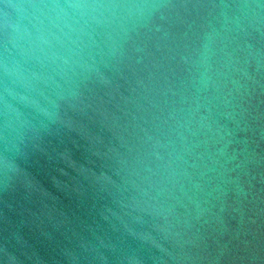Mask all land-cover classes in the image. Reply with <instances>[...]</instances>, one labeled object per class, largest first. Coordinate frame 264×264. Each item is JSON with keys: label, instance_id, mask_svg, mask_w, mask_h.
I'll return each instance as SVG.
<instances>
[{"label": "water", "instance_id": "95a60500", "mask_svg": "<svg viewBox=\"0 0 264 264\" xmlns=\"http://www.w3.org/2000/svg\"><path fill=\"white\" fill-rule=\"evenodd\" d=\"M0 264H264V0H0Z\"/></svg>", "mask_w": 264, "mask_h": 264}, {"label": "clouds", "instance_id": "9594fccd", "mask_svg": "<svg viewBox=\"0 0 264 264\" xmlns=\"http://www.w3.org/2000/svg\"><path fill=\"white\" fill-rule=\"evenodd\" d=\"M69 7H80V5H69Z\"/></svg>", "mask_w": 264, "mask_h": 264}]
</instances>
